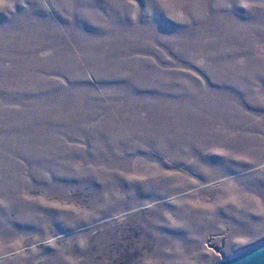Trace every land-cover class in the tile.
<instances>
[{"label":"rangeland","instance_id":"374dc122","mask_svg":"<svg viewBox=\"0 0 264 264\" xmlns=\"http://www.w3.org/2000/svg\"><path fill=\"white\" fill-rule=\"evenodd\" d=\"M263 242L264 0H0V264Z\"/></svg>","mask_w":264,"mask_h":264},{"label":"water","instance_id":"95a60500","mask_svg":"<svg viewBox=\"0 0 264 264\" xmlns=\"http://www.w3.org/2000/svg\"><path fill=\"white\" fill-rule=\"evenodd\" d=\"M217 264H264V242Z\"/></svg>","mask_w":264,"mask_h":264}]
</instances>
